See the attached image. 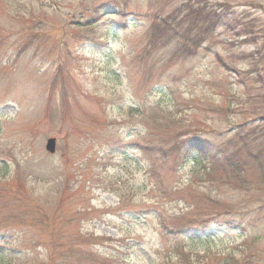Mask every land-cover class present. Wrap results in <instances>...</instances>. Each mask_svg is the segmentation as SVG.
Segmentation results:
<instances>
[{
	"label": "rangeland",
	"instance_id": "1",
	"mask_svg": "<svg viewBox=\"0 0 264 264\" xmlns=\"http://www.w3.org/2000/svg\"><path fill=\"white\" fill-rule=\"evenodd\" d=\"M175 245L264 264V0H0V264Z\"/></svg>",
	"mask_w": 264,
	"mask_h": 264
},
{
	"label": "trees",
	"instance_id": "2",
	"mask_svg": "<svg viewBox=\"0 0 264 264\" xmlns=\"http://www.w3.org/2000/svg\"><path fill=\"white\" fill-rule=\"evenodd\" d=\"M208 17V15L206 16V18ZM217 19L214 20V22L216 21ZM207 21V20H206ZM213 22V21H212ZM213 22V23H214ZM213 23H210V24H213ZM195 37L197 38V35L195 34ZM187 44V47H189V43L188 42H184ZM191 46V44H190ZM185 138H188L187 140H190L192 137H185ZM185 138H183L182 141L180 142H175V146L177 147V149L179 148L180 144L183 143V141H185ZM189 143V142H188ZM247 142H245V145H246ZM240 148L238 149H234L233 152L229 155V157H223L224 160L219 164L220 167H223V169L225 168L226 170H229L231 174H239V163L236 162V157L238 152H239ZM233 159V160H232ZM236 174V177H238L239 175ZM95 240H100V238L98 237H95L94 238ZM173 251L175 253V262H172L170 258H167V260H163L161 263L159 264H191L190 262V257H189V252L186 251L183 247L179 246V245H175V247L173 248ZM96 258V257H95ZM169 260V261H168ZM82 260L79 258L77 260H72V259H65V258H62V260L60 261V263H56V264H83V262H81ZM91 264L95 263V260H90ZM88 263V264H90ZM104 264H109L108 262L104 263Z\"/></svg>",
	"mask_w": 264,
	"mask_h": 264
},
{
	"label": "water",
	"instance_id": "3",
	"mask_svg": "<svg viewBox=\"0 0 264 264\" xmlns=\"http://www.w3.org/2000/svg\"><path fill=\"white\" fill-rule=\"evenodd\" d=\"M45 149L48 152H53L55 149V138L50 137L46 140Z\"/></svg>",
	"mask_w": 264,
	"mask_h": 264
}]
</instances>
